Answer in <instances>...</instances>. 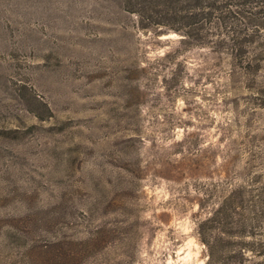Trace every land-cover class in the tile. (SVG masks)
I'll return each mask as SVG.
<instances>
[{
	"label": "rangeland",
	"instance_id": "1",
	"mask_svg": "<svg viewBox=\"0 0 264 264\" xmlns=\"http://www.w3.org/2000/svg\"><path fill=\"white\" fill-rule=\"evenodd\" d=\"M0 264H264V0H0Z\"/></svg>",
	"mask_w": 264,
	"mask_h": 264
}]
</instances>
